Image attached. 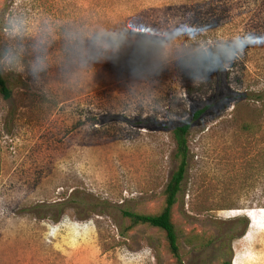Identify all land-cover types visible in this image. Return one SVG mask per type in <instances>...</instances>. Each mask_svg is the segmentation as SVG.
Returning <instances> with one entry per match:
<instances>
[{"label":"rangeland","instance_id":"rangeland-1","mask_svg":"<svg viewBox=\"0 0 264 264\" xmlns=\"http://www.w3.org/2000/svg\"><path fill=\"white\" fill-rule=\"evenodd\" d=\"M14 17L23 39L8 34ZM12 46L21 63H0L12 90L0 95V264H174L162 232L127 230L121 212L163 209L185 123L172 210L183 262L264 264V0H0V53ZM215 58L224 94L248 96L192 120ZM58 203L55 221L45 207Z\"/></svg>","mask_w":264,"mask_h":264},{"label":"trees","instance_id":"trees-1","mask_svg":"<svg viewBox=\"0 0 264 264\" xmlns=\"http://www.w3.org/2000/svg\"><path fill=\"white\" fill-rule=\"evenodd\" d=\"M210 66L214 72L215 77V84L213 88V93L205 100H201L202 107L196 110L192 114V120H198L202 116H204L209 110L213 109L214 107L222 104L226 100H242L245 99V96L242 93L235 94L234 96L236 99H233L230 94H224L225 92L229 91L227 80L229 74L225 71L223 63L215 58L210 60ZM0 95L5 100H9L12 97V90L8 86L7 81L4 79L0 72ZM251 96V95H249ZM256 96L254 100L258 102L259 99ZM263 104L260 106L262 107ZM191 125L190 123H185L180 126L174 128L172 135L175 143V159L177 161L176 170L171 175L165 190H164V207L163 209L157 214H140L133 211L124 210L121 212L122 217L127 220L128 226L127 230H133L140 226H146L152 229H156L163 233L164 235V242L167 248L168 253L170 254L174 264H185L182 260L180 254V245L178 234L175 229L173 223V216L172 210L177 202V196L181 191V185L185 179V175L187 172L188 167V155H189V146H188V135L190 132ZM241 130L244 133L252 134L255 133L254 126L250 122H245L241 126ZM65 204H52L50 206L45 207L46 211L48 212H56L57 217L55 221H57L60 217L59 215L62 214L61 212L64 211ZM47 213V212H46ZM61 216V215H60ZM244 231L242 235L245 234L248 226L249 221L244 220Z\"/></svg>","mask_w":264,"mask_h":264},{"label":"clouds","instance_id":"clouds-1","mask_svg":"<svg viewBox=\"0 0 264 264\" xmlns=\"http://www.w3.org/2000/svg\"><path fill=\"white\" fill-rule=\"evenodd\" d=\"M9 36L14 40L23 39L28 35L27 21L22 17H14L7 25ZM66 40L70 43L75 39L72 33L66 34ZM47 38H41L33 45L34 59L31 62V73L34 77H39L49 66L46 56ZM22 59V50L17 46H12L0 53V63L6 64L9 68H16Z\"/></svg>","mask_w":264,"mask_h":264},{"label":"crops","instance_id":"crops-1","mask_svg":"<svg viewBox=\"0 0 264 264\" xmlns=\"http://www.w3.org/2000/svg\"><path fill=\"white\" fill-rule=\"evenodd\" d=\"M250 220H251V217H250ZM251 222H253L252 220H251ZM254 227V224H250V228L252 229Z\"/></svg>","mask_w":264,"mask_h":264}]
</instances>
